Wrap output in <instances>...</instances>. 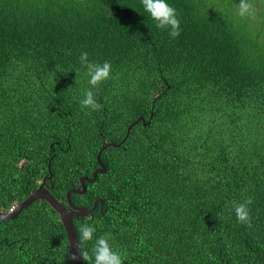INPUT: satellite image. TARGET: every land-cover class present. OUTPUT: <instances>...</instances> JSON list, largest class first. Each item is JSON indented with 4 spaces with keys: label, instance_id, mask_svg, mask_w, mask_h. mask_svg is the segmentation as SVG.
<instances>
[{
    "label": "trees",
    "instance_id": "obj_1",
    "mask_svg": "<svg viewBox=\"0 0 264 264\" xmlns=\"http://www.w3.org/2000/svg\"><path fill=\"white\" fill-rule=\"evenodd\" d=\"M167 2L176 38L141 0H0V212L49 175L65 200L104 146L106 172L71 196L103 201L72 220L81 253L106 234L123 264H264V0L246 17L239 0ZM82 52L112 66L99 111L80 104ZM249 197L251 226L232 208ZM0 264H73L45 201L0 220Z\"/></svg>",
    "mask_w": 264,
    "mask_h": 264
},
{
    "label": "clouds",
    "instance_id": "obj_2",
    "mask_svg": "<svg viewBox=\"0 0 264 264\" xmlns=\"http://www.w3.org/2000/svg\"><path fill=\"white\" fill-rule=\"evenodd\" d=\"M143 10L148 16L155 21L156 27L159 29L168 30L172 38H176L180 34V20L177 16L176 9L172 7L167 0H141ZM237 13L241 17H246L253 14L252 4L250 0H239ZM80 63L86 69L88 77V85L90 86L83 92V97L80 104L84 108H90L93 111H99L102 105L97 101L96 94L93 89L103 81L109 79L112 66L111 63L105 61L103 63L91 62L88 59V53L80 54ZM252 203L251 197L243 202H232L238 223L251 226V216L248 205ZM15 207L10 208L7 212L12 211ZM96 229L90 224H81L79 228L80 240L87 242L93 239ZM81 258L88 264H123V258L118 251H115L109 243V237L101 235L96 238L91 250V255L88 251L80 254Z\"/></svg>",
    "mask_w": 264,
    "mask_h": 264
},
{
    "label": "water",
    "instance_id": "obj_3",
    "mask_svg": "<svg viewBox=\"0 0 264 264\" xmlns=\"http://www.w3.org/2000/svg\"><path fill=\"white\" fill-rule=\"evenodd\" d=\"M139 122H141L143 126L146 124L141 117L137 118V120L134 123L128 126L126 135L123 140H125V138L128 136L132 126ZM110 145L115 147L120 146V144H110ZM103 149L104 146L100 149L99 153L97 154L96 159L98 162V168H96L92 172L91 178H88L87 176H82L80 178L81 190H69L66 192L65 199L67 202V206H64L56 198H54L52 194H50L45 189H42V185H39V187L36 190L34 189L25 200L17 204L12 211L0 212V220L2 221L14 220L19 216V214L23 210H25L35 201L38 200L45 201L47 205L58 215L59 221L65 230L73 264H83V260L80 256L81 252L79 250L77 236L72 223V219L73 217H77V218L87 217L94 211L97 202L100 203V205H102V201L97 200L96 202H94L93 207L90 209L79 208L72 205L70 196L71 194L82 195L86 190V186H85L86 183L88 184L94 183L98 174H104L106 172V167L100 161V154Z\"/></svg>",
    "mask_w": 264,
    "mask_h": 264
},
{
    "label": "flooded vegetation",
    "instance_id": "obj_4",
    "mask_svg": "<svg viewBox=\"0 0 264 264\" xmlns=\"http://www.w3.org/2000/svg\"><path fill=\"white\" fill-rule=\"evenodd\" d=\"M98 168V167H97ZM96 169V168H95ZM94 169V170H95ZM93 170V171H94ZM92 171V172H93ZM99 175V174H98ZM97 175V176H98ZM83 176H87V175H83ZM91 176H92V174H91ZM50 177V175L49 176H47L46 178H48V179H46L45 177H42V180L40 181V183L38 184V186H37V188L39 187V185H42V189H45L46 191H48L50 194H52L53 196H54V198H56V196H55V194H56V192H57V189H56V186H54V182L51 180V177ZM82 176H80L79 177V179H78V183H76L75 184V188H70V189H68V190H66V192L67 191H69V190H81V184H80V178H81ZM88 178H91V177H89V176H87ZM88 183H86L85 184V186L87 185ZM37 188H35V190L37 189ZM33 191V190H32ZM31 191V192H32ZM86 191V190H85ZM66 194V193H65ZM85 194V192L82 194V195H84ZM72 195H76V194H71V196ZM71 196H70V200H71ZM57 199V198H56ZM58 200V199H57ZM97 200H101L102 201V199H95V200H93V202H92V205L91 206H87L84 202H76V201H73V200H71V203H72V205L73 206H75V207H79V208H86V209H90V208H92L93 207V205H94V202H96ZM60 203H62L64 206H67V202H66V199L65 200H58ZM98 204H99V212H101L102 211V208H103V201H102V205H100V203H98L97 202V205H96V207H95V209L97 208V206H98ZM16 206V205H15ZM14 206V207H15ZM106 207V206H105ZM13 208V207H12ZM95 209H94V211H95ZM106 209V208H105ZM93 211V212H94ZM92 212V213H93ZM92 213L90 214V215H88L87 217H85V219H91L92 218ZM74 218H77V217H73V219ZM72 219V220H73Z\"/></svg>",
    "mask_w": 264,
    "mask_h": 264
}]
</instances>
